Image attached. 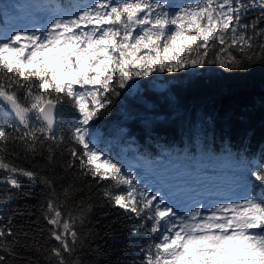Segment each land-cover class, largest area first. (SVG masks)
<instances>
[{"label": "snow or ice", "instance_id": "1", "mask_svg": "<svg viewBox=\"0 0 264 264\" xmlns=\"http://www.w3.org/2000/svg\"><path fill=\"white\" fill-rule=\"evenodd\" d=\"M34 7L42 21L0 28V183L19 189L24 177L46 186L42 215L56 242L50 264H79V229L91 204L76 199L74 184L58 191L53 179L9 163L13 146L49 163L58 149L67 151L68 169L91 177L113 207L142 219L155 237L145 264H264V152L249 158L225 144L217 154L205 144L163 158L140 155L133 165L95 123L122 93L149 79L156 86L162 74L264 66V28H257L264 12L248 24L243 0H44ZM65 111L74 113L72 147H63ZM119 136L126 139L124 129ZM210 196L223 199L208 204ZM11 224H0V264L30 239Z\"/></svg>", "mask_w": 264, "mask_h": 264}, {"label": "trees", "instance_id": "2", "mask_svg": "<svg viewBox=\"0 0 264 264\" xmlns=\"http://www.w3.org/2000/svg\"><path fill=\"white\" fill-rule=\"evenodd\" d=\"M7 2L0 0L3 15L11 8ZM243 2L247 10L242 22H257L264 0ZM257 28H264V19L257 23ZM153 83L149 79L135 92L122 93L111 111L95 122L104 139L111 142L112 150L123 152L129 163H139L136 157L140 155L163 158L167 152L195 151L205 144L217 154L225 144L249 158H259L264 152V66L231 73L210 66L197 70L195 76L162 74L156 86ZM73 116L74 113L65 111L60 121L66 137L63 147L73 146L68 139ZM119 129H124L126 139L119 136ZM130 142H134L131 147ZM6 160L53 179L58 191L61 185L74 184L78 189L76 199L84 206L91 204L85 225L79 229L83 241L75 257L79 264H145V250L155 242V237L147 231L142 219L113 207L102 196V186L91 177L81 176L78 167L68 169L67 151L58 149L54 163H49L46 156L24 155L19 146H13ZM142 170L137 169L138 173ZM5 175L0 171V178ZM19 179L22 182L19 189L0 183V224L11 220L14 230L27 231L30 236L17 246V256L10 264H50L48 250L56 242L48 238L49 226L42 215L47 188L24 177Z\"/></svg>", "mask_w": 264, "mask_h": 264}, {"label": "rangeland", "instance_id": "3", "mask_svg": "<svg viewBox=\"0 0 264 264\" xmlns=\"http://www.w3.org/2000/svg\"><path fill=\"white\" fill-rule=\"evenodd\" d=\"M9 5L12 8V10L6 12L4 18H2L0 22V28H4L8 24H13L15 26H23L28 23H30L32 20L42 21L43 17L42 14L37 15L33 11L35 9V5L39 4V0H30V3L28 5H23L20 3H13L11 0H8ZM92 0H88L85 3H91ZM261 9L264 12V2L260 4ZM5 24V26H3ZM143 169V168H141ZM144 170H142V173ZM215 199H223V197L220 196H210L206 198V202L208 204H211Z\"/></svg>", "mask_w": 264, "mask_h": 264}, {"label": "bare ground", "instance_id": "4", "mask_svg": "<svg viewBox=\"0 0 264 264\" xmlns=\"http://www.w3.org/2000/svg\"><path fill=\"white\" fill-rule=\"evenodd\" d=\"M12 1V0H11ZM40 1V0H39ZM7 3H9V2H7ZM14 4H15V2H13ZM39 14H42V17L45 15V13H43V12H38ZM2 18H3V11L2 10H0V22H1V20H2Z\"/></svg>", "mask_w": 264, "mask_h": 264}]
</instances>
